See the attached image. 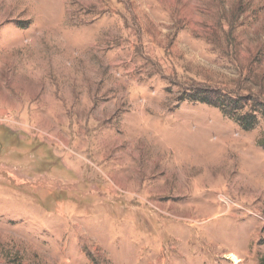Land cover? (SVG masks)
I'll return each mask as SVG.
<instances>
[{
	"label": "rangeland",
	"instance_id": "374dc122",
	"mask_svg": "<svg viewBox=\"0 0 264 264\" xmlns=\"http://www.w3.org/2000/svg\"><path fill=\"white\" fill-rule=\"evenodd\" d=\"M262 255L264 0H0V264Z\"/></svg>",
	"mask_w": 264,
	"mask_h": 264
},
{
	"label": "trees",
	"instance_id": "16d2710c",
	"mask_svg": "<svg viewBox=\"0 0 264 264\" xmlns=\"http://www.w3.org/2000/svg\"><path fill=\"white\" fill-rule=\"evenodd\" d=\"M227 102L228 100H226L223 97V103L219 106L225 116L232 118L237 123V125L244 131H248L255 126L256 117L254 113L256 112V108L250 110L249 112L241 114L240 116V114L239 115L236 114L238 110L240 109L239 100L237 99L231 100L229 98V103ZM227 111H230L231 113H234V114H231L230 112H227ZM259 264H264V255L260 257Z\"/></svg>",
	"mask_w": 264,
	"mask_h": 264
}]
</instances>
